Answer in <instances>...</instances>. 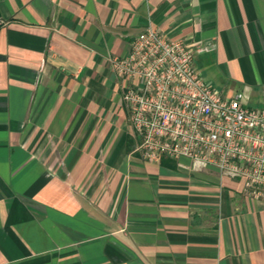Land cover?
<instances>
[{
    "label": "crops",
    "instance_id": "crops-1",
    "mask_svg": "<svg viewBox=\"0 0 264 264\" xmlns=\"http://www.w3.org/2000/svg\"><path fill=\"white\" fill-rule=\"evenodd\" d=\"M149 28L264 107V0H0V264H264L243 179L135 152L110 58Z\"/></svg>",
    "mask_w": 264,
    "mask_h": 264
},
{
    "label": "built area",
    "instance_id": "built-area-1",
    "mask_svg": "<svg viewBox=\"0 0 264 264\" xmlns=\"http://www.w3.org/2000/svg\"><path fill=\"white\" fill-rule=\"evenodd\" d=\"M199 48L149 28L130 53L111 57L122 102L146 162L186 159L192 170L216 168L243 179L244 191L264 202V107L251 108L244 96L225 97L196 68Z\"/></svg>",
    "mask_w": 264,
    "mask_h": 264
},
{
    "label": "trees",
    "instance_id": "trees-1",
    "mask_svg": "<svg viewBox=\"0 0 264 264\" xmlns=\"http://www.w3.org/2000/svg\"><path fill=\"white\" fill-rule=\"evenodd\" d=\"M163 162H165V160H164ZM163 162H162V163H163ZM170 163H171V162H170ZM171 164H172V163H171Z\"/></svg>",
    "mask_w": 264,
    "mask_h": 264
}]
</instances>
